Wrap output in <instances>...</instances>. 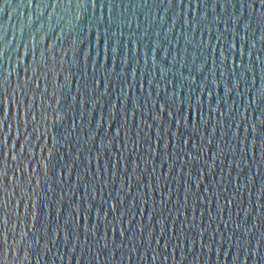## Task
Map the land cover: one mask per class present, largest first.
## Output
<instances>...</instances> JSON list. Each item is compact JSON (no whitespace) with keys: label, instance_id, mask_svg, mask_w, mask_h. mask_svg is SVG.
I'll list each match as a JSON object with an SVG mask.
<instances>
[{"label":"water","instance_id":"95a60500","mask_svg":"<svg viewBox=\"0 0 264 264\" xmlns=\"http://www.w3.org/2000/svg\"><path fill=\"white\" fill-rule=\"evenodd\" d=\"M102 2L0 0V261L264 264V24L240 0Z\"/></svg>","mask_w":264,"mask_h":264},{"label":"snow or ice","instance_id":"6c2138e0","mask_svg":"<svg viewBox=\"0 0 264 264\" xmlns=\"http://www.w3.org/2000/svg\"><path fill=\"white\" fill-rule=\"evenodd\" d=\"M181 3H183V0H181ZM109 23L112 19V9L114 8V5L109 2ZM67 7H70V5L66 4ZM90 6L95 9L97 7V0H90ZM190 6V5H189ZM59 7V5L57 6ZM240 7L241 8H247L249 13L255 12L258 16V22L264 24V0H240ZM99 8L101 9V16L99 17L100 21H103V10L105 8V4L100 0ZM82 18V17H81ZM237 19H239L237 17ZM249 24H246L244 27L249 28ZM123 33H120V36H122ZM262 40H264V36L261 37ZM102 44H103V50H102V56L107 57V59L113 63H116L119 61V63H116L117 67L122 66L127 57L124 55V46L121 44L120 39L117 37L116 33H108L106 32L105 35L102 37ZM129 43L134 44L135 41L129 40ZM235 47V45H233ZM254 47V45H253ZM250 54V53H249ZM122 57V59H121ZM256 59L259 61V57L257 56ZM264 98V89H262L256 98L253 99L252 103H256V99H262ZM261 116H264V112H261ZM259 119V123L261 125H264V120ZM251 133L256 134L259 133L260 138L264 140V131L257 128V124L253 122L250 125ZM247 154V151H245L244 155ZM252 159H255V157H252ZM239 167V165H237ZM257 173H259V169L257 170ZM254 179V178H253ZM9 177L6 172L0 171V226H3L6 223L5 220V214H4V207L5 204H7V199L5 198L7 196L9 185ZM16 183V178H13V184ZM13 196L15 197L12 201V203L9 205L8 208V216L11 218L14 217V215L17 213V206L23 207V205L20 203L18 198V192L16 191L13 193ZM239 227V225H237ZM215 238H213L214 242ZM221 240H223V237H221ZM205 247V245L202 244V248ZM6 249L3 242V238L0 237V256H5ZM224 255H228L227 252L224 253ZM31 258V257H29ZM153 259H156L155 256L152 257ZM7 259L11 260V250L7 251ZM19 259V257H17ZM233 259H239V253H237L236 256L233 257ZM0 264H2V261H0Z\"/></svg>","mask_w":264,"mask_h":264}]
</instances>
